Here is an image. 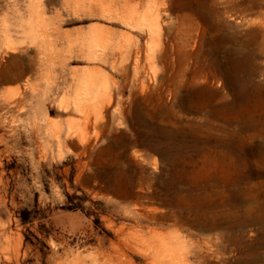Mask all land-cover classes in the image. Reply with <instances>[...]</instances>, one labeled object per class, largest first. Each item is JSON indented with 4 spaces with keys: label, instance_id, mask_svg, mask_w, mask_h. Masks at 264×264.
<instances>
[{
    "label": "rangeland",
    "instance_id": "374dc122",
    "mask_svg": "<svg viewBox=\"0 0 264 264\" xmlns=\"http://www.w3.org/2000/svg\"><path fill=\"white\" fill-rule=\"evenodd\" d=\"M0 264H264V0H0Z\"/></svg>",
    "mask_w": 264,
    "mask_h": 264
},
{
    "label": "bare ground",
    "instance_id": "6f19581e",
    "mask_svg": "<svg viewBox=\"0 0 264 264\" xmlns=\"http://www.w3.org/2000/svg\"><path fill=\"white\" fill-rule=\"evenodd\" d=\"M159 34V28H158V26L156 25V35H158ZM9 36H10V31L9 30H6L5 31V39H6V42H8V44H9V46H8V48H7V51H9V52H15V50H16V48L14 47V46H12V44H11V40L9 39ZM155 234V236L156 237H158V238H165V236H163L162 234H157V233H154ZM167 238V237H166ZM163 240H166V239H163ZM167 243V242H166Z\"/></svg>",
    "mask_w": 264,
    "mask_h": 264
},
{
    "label": "trees",
    "instance_id": "16d2710c",
    "mask_svg": "<svg viewBox=\"0 0 264 264\" xmlns=\"http://www.w3.org/2000/svg\"><path fill=\"white\" fill-rule=\"evenodd\" d=\"M26 223H27L26 218H23V224H26Z\"/></svg>",
    "mask_w": 264,
    "mask_h": 264
}]
</instances>
